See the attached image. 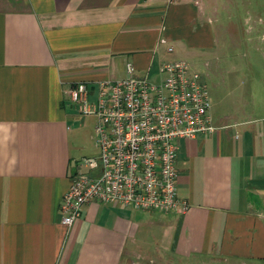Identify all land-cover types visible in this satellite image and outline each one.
<instances>
[{
  "label": "crops",
  "instance_id": "crops-1",
  "mask_svg": "<svg viewBox=\"0 0 264 264\" xmlns=\"http://www.w3.org/2000/svg\"><path fill=\"white\" fill-rule=\"evenodd\" d=\"M217 46L198 0H0V264H264L258 95L211 100L216 130L179 139L184 212L92 201L68 225L60 208L88 171L67 89L129 63L156 81L167 61L211 69Z\"/></svg>",
  "mask_w": 264,
  "mask_h": 264
},
{
  "label": "built area",
  "instance_id": "built-area-1",
  "mask_svg": "<svg viewBox=\"0 0 264 264\" xmlns=\"http://www.w3.org/2000/svg\"><path fill=\"white\" fill-rule=\"evenodd\" d=\"M173 47H169L172 51ZM82 81L67 89L84 116H94L98 153L85 157L61 202L65 224L98 201L142 210L184 212L178 141L216 130L206 76L186 60L167 61L159 81L135 75Z\"/></svg>",
  "mask_w": 264,
  "mask_h": 264
},
{
  "label": "rangeland",
  "instance_id": "rangeland-1",
  "mask_svg": "<svg viewBox=\"0 0 264 264\" xmlns=\"http://www.w3.org/2000/svg\"><path fill=\"white\" fill-rule=\"evenodd\" d=\"M198 1L213 20L218 41L211 55L215 58L213 68L194 64L195 69L206 76L213 105L222 97L233 103L235 97L252 94L264 101V0ZM79 119L86 143L83 155H96V119L84 115Z\"/></svg>",
  "mask_w": 264,
  "mask_h": 264
}]
</instances>
